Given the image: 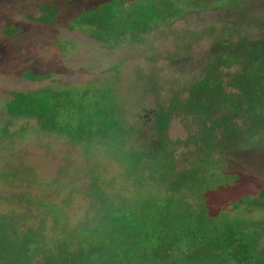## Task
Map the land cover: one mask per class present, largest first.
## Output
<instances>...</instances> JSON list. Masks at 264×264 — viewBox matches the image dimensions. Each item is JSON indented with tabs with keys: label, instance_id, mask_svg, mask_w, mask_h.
Here are the masks:
<instances>
[{
	"label": "trees",
	"instance_id": "obj_1",
	"mask_svg": "<svg viewBox=\"0 0 264 264\" xmlns=\"http://www.w3.org/2000/svg\"><path fill=\"white\" fill-rule=\"evenodd\" d=\"M235 1L63 0V3L71 12L72 18L65 21L70 29L82 28L109 46L121 40L142 42L145 34L166 21L198 10L226 11L236 5H231ZM38 10L36 20L41 24L57 22L56 3L40 4ZM5 28H9L6 33ZM21 29L11 23V28L5 26L3 33L10 36ZM201 34L208 39L209 52L201 59L200 73L188 82L175 84L155 115L151 126L153 142L142 145V149L126 148L130 135L136 140L138 133L122 119V108L114 102L109 86L93 85L91 89L80 88L77 93L69 87L9 92V98L3 102V114L9 119L34 121L40 135L63 139L79 148L85 160L82 169L65 166L45 184L38 183L35 176L32 182L58 196L67 184L60 182V178L71 177L75 181L79 174L87 177L83 191L92 199L89 209L94 210V215L68 228L59 205L50 203L45 196L20 195L26 205L48 214L58 233L44 236L41 222L18 232L8 218L0 216V264H264L261 246L264 184L255 195L239 197L225 208H209L212 196L239 182L240 175L224 167L264 149V42L252 40L239 25L220 18L218 24ZM200 38L192 36L190 40ZM51 75L32 67L21 73L31 81L48 80ZM147 85L143 90L151 91L155 97L153 82ZM177 115L189 120L191 128L183 139L171 141L166 131ZM9 123L8 120L0 126V146L8 147L7 150L11 147L8 142L21 138L25 131L24 126L9 131ZM180 145L185 149L180 153L185 161L182 164L176 159ZM110 160L116 163L119 174L107 179L105 161ZM29 179L22 169H0V181L28 184ZM126 181L140 189L132 204L120 194L117 201L106 193L111 183L123 185ZM74 188L71 185L68 194L62 197L63 205H68ZM190 197L197 198L201 217L206 214L208 217H191V206L196 203L191 204ZM183 202L181 209L178 206ZM218 208L227 212L214 213ZM259 211L260 219L252 221L251 214Z\"/></svg>",
	"mask_w": 264,
	"mask_h": 264
},
{
	"label": "rangeland",
	"instance_id": "obj_2",
	"mask_svg": "<svg viewBox=\"0 0 264 264\" xmlns=\"http://www.w3.org/2000/svg\"><path fill=\"white\" fill-rule=\"evenodd\" d=\"M50 2L57 4L54 15L57 22L41 24L36 20L40 15L38 6ZM234 4V7L226 11L213 9L188 12L151 30L142 37V42L121 40L108 46L82 28H69L65 21L72 16L63 0H0V126L9 120V131L25 127L21 138L15 137L12 143L8 142L11 146L9 150L8 147L4 149L0 146V169H22L23 174L31 180H28V184L0 181V216L8 218L15 231L20 232L41 222L44 236H56L58 232L50 216L32 205H26L19 197L25 194L45 196L50 203L59 205L66 216L68 228L86 222V219L94 215V210L89 209L92 199L83 191L87 187V177L79 174L80 178L75 181L71 177H64V180L60 178V182L67 184L63 185L64 189L58 196L49 189L41 190L38 184L32 182L36 180L33 178L35 176L39 178L38 183L45 184L53 180L65 166L68 169H82L85 160L79 148L65 143L63 139L54 135H40L33 126L34 121L26 122L25 119L16 117L9 119L3 114V102L9 98L11 90L69 87L77 93L85 87L91 89L93 85L109 86L114 102L122 108V119L130 129L138 133L136 140L133 134L130 135L126 148L137 146L142 149V145L153 142L151 126L155 122V115L160 105L170 97L175 84L188 82L200 73V66L203 64L201 59H205L209 52L208 39L201 34L203 30L218 24L220 18L221 21L239 25L252 40L257 38L264 42V0H237L231 5ZM11 23L20 25L22 29L8 36L3 33V29L7 25L11 28ZM8 29L5 28V33ZM199 35V40H190L192 36L200 37ZM188 42L189 48H186ZM28 67L41 73H52L51 78L44 81L27 80L21 73ZM150 81L155 86V97L151 91L143 90ZM189 124V120L182 115L174 116L168 125L166 137L171 141L183 139L187 135V129L191 128ZM177 148V161L185 163L180 155L185 149L181 145ZM105 163L104 173L107 179L118 173L114 161ZM224 169L238 173L239 182L229 190H219L218 195L216 193V196H212L209 200L210 210L217 206L225 208L239 197L257 193L264 184V149L242 156ZM120 174L123 176V171ZM71 185L75 188L69 194L70 201L68 205H63L62 197L68 194ZM139 190L130 181L123 185L114 182L106 189V193H111L117 201V194H120L127 203L132 204L140 195ZM188 201L196 203L191 206V217H208L207 214L201 217L197 198L190 197ZM184 204L183 202L178 207L182 209ZM223 208H218L214 213L227 212ZM259 213L260 211L253 212L251 220L255 221L257 217L260 219L262 213ZM206 224L208 225V221ZM262 241L263 248L264 239Z\"/></svg>",
	"mask_w": 264,
	"mask_h": 264
}]
</instances>
